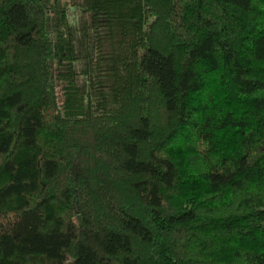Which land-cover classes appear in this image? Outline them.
I'll use <instances>...</instances> for the list:
<instances>
[{"label": "trees", "instance_id": "trees-1", "mask_svg": "<svg viewBox=\"0 0 264 264\" xmlns=\"http://www.w3.org/2000/svg\"><path fill=\"white\" fill-rule=\"evenodd\" d=\"M0 264H264V0H0Z\"/></svg>", "mask_w": 264, "mask_h": 264}]
</instances>
